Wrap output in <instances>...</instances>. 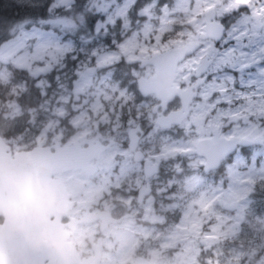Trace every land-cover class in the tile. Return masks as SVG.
Returning <instances> with one entry per match:
<instances>
[{
  "label": "rangeland",
  "instance_id": "1",
  "mask_svg": "<svg viewBox=\"0 0 264 264\" xmlns=\"http://www.w3.org/2000/svg\"><path fill=\"white\" fill-rule=\"evenodd\" d=\"M54 2L68 11L67 15L56 20L54 26L58 27L61 33L81 35L85 40L89 39L84 18L86 12L107 14L108 20L101 22V28L105 23L110 24L116 17L123 20L125 32L129 31L128 26L131 24L129 54L138 57L139 61L168 47L198 41L197 35L202 31L203 10L216 7L217 15H224L238 7L235 0H170L167 8H160L156 6V0H153L143 6V15L136 17L140 20L137 25L134 19L125 15L133 0H126L124 5L116 6L111 12H108V6L114 0H86V6L76 12L71 11L73 0ZM247 10L256 15L264 14V0H251V7ZM244 17L230 23L224 37L225 40L231 38L233 45L229 48L234 49L226 53L223 62L229 64L230 52H236L237 62L233 64L237 67L256 64L251 71L237 77V84L242 82L245 91L234 93L237 103L233 104L232 112L236 123L231 131L236 137L250 136L251 139H261L264 137V131L253 122L256 117H264V65H258L264 52V23L256 30L252 22L244 23ZM40 23V19H22L0 26V33L7 30L12 34L10 44L0 49V57L9 60L18 49H23L15 56L12 67L0 65V85L3 86V94L7 98L0 105V133L8 128H12V133L19 134L21 131L12 141L16 149L32 144L39 145L47 139L71 141L90 137L121 140L122 134L133 123L132 115H139L146 110L145 104H135L130 93L111 79L109 70L103 66L111 64L112 59L103 49L97 56L95 67H90L85 59L89 52L86 45L82 52L76 53L80 59L75 65L71 59L67 61V68L62 61L65 51H71V47L65 49L63 45H58L29 52L24 47L25 41L29 36L39 40L40 32L26 31L25 26L32 24L34 28H38ZM164 36L170 43L154 51L156 45L150 41L159 42ZM211 44L203 42L205 51H197L186 66L194 63L200 55L209 54L207 49ZM42 57H50L45 60L43 71L49 72L53 68L56 71L50 76H41L40 80H35L34 77L40 75L41 69L34 61ZM14 69L26 70V76L30 82L32 80L30 89L32 94H36L33 98L36 106L28 108L16 100L21 94L27 98L28 93L23 82L12 80L11 72ZM135 69L134 73H130L135 78L147 72L143 67ZM56 76L59 79L53 80ZM220 81L232 84L229 79ZM260 103L263 107H260ZM249 113L253 117L250 122L246 120V114ZM24 115H27V118H24ZM240 119L245 121L244 125H241ZM5 132L9 133V130ZM143 142H148V137H145ZM157 144L160 154L166 156H172L184 147L181 141L166 143L162 139ZM188 144L189 141H186V146ZM255 155L264 156V149L255 151ZM116 156L124 157V154L113 146L103 154L101 168L118 162ZM119 159L123 164H127L125 157ZM223 175L224 179L220 178L218 182L196 174H189L183 180L171 178L167 181L170 192L164 197L168 199L169 204L163 205L161 200H156L157 207L167 211L175 207L180 211V218L178 223H171L163 232L155 229L152 235L156 256L175 247L176 252L172 256L171 264H264V215L255 216L252 213L253 209L264 202V161L257 164L255 159L249 162L237 157L225 168ZM70 179L75 185L78 207H86L90 202L96 201L98 193L93 189L89 193L84 191L87 187L85 178L73 174ZM224 200L235 203L237 209L227 214L217 211V202ZM182 223L186 224L185 229L182 228ZM118 230L121 231L111 230L113 243L116 245L117 255L121 260H125L129 257L130 247L135 241L133 236L142 230L128 225ZM182 235L186 236V241H180L183 239ZM198 240H201V243ZM113 243H109V246ZM185 246L187 250L195 248L197 260L196 255L181 252L180 248L184 249Z\"/></svg>",
  "mask_w": 264,
  "mask_h": 264
},
{
  "label": "flooded vegetation",
  "instance_id": "2",
  "mask_svg": "<svg viewBox=\"0 0 264 264\" xmlns=\"http://www.w3.org/2000/svg\"><path fill=\"white\" fill-rule=\"evenodd\" d=\"M208 10L212 14L209 21L222 26L220 37L216 40L221 37L224 39L229 24L244 16V23L252 22L256 30H259L264 23L263 13L256 15L249 13L248 10L242 12L232 10L224 15H217L216 7H209L202 11V31L204 14ZM225 15L229 16L227 26L221 23L222 17ZM216 40L206 38L195 41L199 43L198 48L185 55L177 63L174 71L172 87L180 91L181 94L175 92L164 103L154 94L141 95L137 86L132 87V85H136L137 78H147L152 74L151 65L140 64L147 57L139 61L138 65L127 64L129 66L128 73L123 78V81L127 83L123 88L130 93L135 104H145L146 110L144 109L139 115H132L133 123L122 134L121 140L114 138L92 139L90 137L71 141L47 139L39 145L32 144L16 149L12 141L21 134V131L19 134L12 133V128H8L0 133V141L6 145L11 154L27 151L35 146L48 147L52 152L51 146L55 144L58 147H66L77 142L79 148H85L87 144L82 143L84 140L98 141L103 145L112 141L96 159L88 161V165L95 169L93 174L89 175L80 170H66L50 176V179H57L64 189L66 196L61 202L58 192L54 190L52 184H47L45 188L42 185L39 186V202L35 209L36 214L38 213L35 233L27 232L26 212L31 209L26 208L27 204L23 197H20V192H6L5 195H0V200L3 198V201H0V264H133L134 262L135 264H171L172 256L176 252L175 247L156 256L152 235L155 229L163 232L171 223L179 222V210L175 207L169 211L163 210L156 204V200H161L163 205L169 204L168 199L164 197L166 193L170 192V188L166 185L167 181L171 178L183 180L189 174H196L201 178L205 177L215 182H218L220 178L224 179L225 168L229 165L225 159L227 154L221 159L209 162L203 154L206 146H209L207 151H210L214 145L216 147L213 149L224 150L223 143L227 144L229 140L233 147L245 144L244 141L248 140L250 142L248 145L253 146L255 151L264 149V137L261 139H251L250 136L236 137L231 131L233 124L236 123L232 112L233 104L237 103L234 93L235 91L244 92L245 89L233 90L231 83L220 81L216 84L215 89L220 91V99L228 103L226 106L216 107V111L213 112L215 101L210 99L212 90L207 88L197 90L195 84L186 83L187 71L191 70L193 73L199 71L197 67L201 60L208 61L210 55L204 53L197 57L191 65L186 66V63L194 58L203 42L213 43ZM228 41V47H231L233 41L231 38H228ZM232 49L234 48L232 47ZM230 54L229 64L231 65L237 62V53L230 52ZM244 65L251 66L244 71L249 72L256 64ZM258 65H264V52ZM138 67H143L147 72L135 78L130 73L133 68ZM113 81L121 86L120 81ZM225 88L228 89L227 92L224 91ZM259 105L263 107L261 103ZM177 111L182 116L178 122L171 123L165 128L158 126V123H162V118ZM250 118H253L250 113L246 114V120L250 122ZM239 122L241 125L245 124L244 120L240 119ZM253 124L264 131L261 117H256ZM6 130H9V133H6ZM145 137H148V142H143ZM162 139L166 143L181 141L182 144L184 143V147L172 156L160 154L157 142ZM132 140H134V148H131ZM186 141H189L188 146H186ZM199 144L201 145L200 149H197L196 146ZM113 146L123 152L127 164H123L119 159L124 157L116 156L118 162L112 166L101 168L100 161L103 154ZM195 149L199 152H192ZM73 174H79L85 178L87 183V187L84 189L85 193H89L93 189L99 194L96 201L90 202L86 207L77 206L75 185L70 179ZM262 181L264 182V179ZM69 203L70 206L67 207ZM229 205H234L235 208L229 210L227 207ZM215 208L220 213L227 214L233 213L237 209V205L224 200L217 202ZM256 208L252 210L253 215L263 216L264 202ZM125 225L142 231H138L139 233L133 236L135 241L130 247L129 257L121 260L117 255L111 230L121 231L118 229ZM185 225L182 223L183 229H185ZM35 226L29 228L34 229ZM144 233L145 235H143ZM182 236L183 239L180 241H186V236ZM198 241L201 243V240ZM109 243L113 244L109 246ZM180 250L185 254L196 255L195 259L197 260L195 248L191 247L187 250L185 246ZM161 257L163 259H160Z\"/></svg>",
  "mask_w": 264,
  "mask_h": 264
},
{
  "label": "snow or ice",
  "instance_id": "3",
  "mask_svg": "<svg viewBox=\"0 0 264 264\" xmlns=\"http://www.w3.org/2000/svg\"><path fill=\"white\" fill-rule=\"evenodd\" d=\"M126 0H114L110 2L108 6V12H111L116 6L124 5ZM3 3V0H0V4ZM236 12H242L251 7V0H235ZM169 5V0H158V6L160 8H167ZM76 7L83 8L86 6L85 0H76ZM39 13V19L41 21L38 28H34L32 24L26 25V31H39L40 38L37 40L34 36H29L25 41L24 47L28 49L29 52L34 50H40L42 47L51 48L53 46L63 45L65 49L71 47V51H65L63 61L65 68L68 67L67 61L72 60L73 65L80 57L76 54L77 52H82L85 45L89 49L87 57H85L88 65L90 67L97 66V56L101 49H103L108 55L111 56L112 63L106 64L103 67L109 70V75L113 80L120 81L121 87L127 83L122 81L121 74L115 69L119 68L123 64L128 63H139V58L130 55L129 44L131 42L132 36V25L129 24V31H123L125 25L123 20L120 17H116L111 23H105L104 27L101 28V22L108 20L106 13H96L89 17L88 26H87V35L88 40H85L84 36L61 33L58 27H55L56 20L67 15L66 9L55 4L54 0H44L42 6L35 10ZM132 13L135 15L133 16ZM130 19H134L135 23L139 25L140 20L136 17H141L143 15V5L141 0H133L131 7L128 12L125 13ZM55 17L56 19H52ZM35 20V17H34ZM229 16L225 15L222 17L221 23L224 26L228 25ZM111 33H116L113 36ZM11 37L7 34H0V49L4 48L6 45L10 44ZM126 41H128L126 43ZM150 43L156 45L154 51L159 50L161 47H166L170 42L167 37H161L160 41L155 40L150 41ZM229 41L223 39L222 37L215 42H213L208 50L210 59L206 62L203 68L195 73L191 70H188L185 76L186 83L195 84L197 90L200 88H207L212 90L210 99L215 101V105L212 109L213 112L216 111V107L226 106L228 103L225 100H221V93L219 90L215 89L216 84L220 82L221 79H229L232 82L233 90L244 87L243 83L237 84V77L249 69L250 65H243L237 67L235 64H228L223 62L224 57L228 51H231L228 47ZM147 50L146 48L144 49ZM23 51V49H18L17 52L13 53L8 61L5 63L7 66L12 67V61L15 59L16 55ZM200 51H205L204 46H201ZM50 59V57H42L34 61V63L41 69L40 75L34 77L35 80H40L41 76H50L52 72L56 71L55 68L51 69L49 72H44L43 68L45 67V60ZM20 72L25 73L26 70L19 69ZM133 73L136 71L135 68L132 69ZM76 75H79L77 71ZM53 80H58L59 77H53ZM49 87H51V81L49 82ZM133 88L136 85H132ZM225 92L228 91L227 88L224 89ZM262 127H264V117L261 118ZM237 157L243 158L251 162L255 159L257 164H260L261 161H264V156H256L255 149L253 146L240 144L233 147L231 151L226 155V162L232 163L233 160Z\"/></svg>",
  "mask_w": 264,
  "mask_h": 264
},
{
  "label": "water",
  "instance_id": "4",
  "mask_svg": "<svg viewBox=\"0 0 264 264\" xmlns=\"http://www.w3.org/2000/svg\"><path fill=\"white\" fill-rule=\"evenodd\" d=\"M211 17L212 14L210 10L205 12L203 31L198 35V40L206 38L216 40L220 37L222 26L218 23L209 21ZM198 46L199 43L195 41L184 42L178 46L151 54L141 61V65L147 64L152 66V74L147 78L139 77L135 80L138 92L141 95H146L148 93L154 94L162 103L168 100L175 92L181 94L180 91L172 87L176 65L185 55L196 50ZM6 61L8 60L0 57V65H7L5 63ZM206 62V60H201L197 70H201ZM180 115L178 111L169 114L161 119L162 123H158V126L165 128V126L171 123H176L181 119L182 116ZM132 141L131 148H134V140ZM244 142L246 145L250 144L248 140ZM82 143L87 144L85 148H79V144L75 142L66 147H58L57 144L52 145V152L49 151L48 147L35 146L30 150L18 151L11 154L7 150L6 145L2 144L0 141V195H5L6 192H20V197H23L27 204L26 208L31 209V211L26 212L27 232L35 233V231H37L35 225L37 224L38 213L36 214L35 209L39 202V186L42 185L44 186L43 188H45L47 184H52L54 190L58 192V198L61 202L66 196L64 189L57 179H50V176L66 170H80L89 175L93 174L95 169L88 165V161L90 159H96L112 141H108L104 145L98 141L90 140H84ZM223 145H225L224 150L220 148L213 149L216 147V145H214L210 151H207L209 146H206V150H203L206 160L211 162L221 159L233 148V144L230 140L227 141V144L223 143ZM200 146L199 144L196 148L200 149ZM197 149L192 152H199ZM0 201H3V198H1ZM69 206L70 203L67 207ZM227 207L229 210L235 208L234 205H229ZM33 226H35L34 229L29 228ZM133 264H135V262Z\"/></svg>",
  "mask_w": 264,
  "mask_h": 264
},
{
  "label": "trees",
  "instance_id": "5",
  "mask_svg": "<svg viewBox=\"0 0 264 264\" xmlns=\"http://www.w3.org/2000/svg\"><path fill=\"white\" fill-rule=\"evenodd\" d=\"M151 1L153 0H141V4L144 6L145 4ZM43 3L44 0H3V3L0 4V26L6 25L8 22L15 23L22 19H34V17L35 20L39 19V13L35 10L39 9ZM75 5H76V0H73V3L71 4L72 12H76L77 10L81 9L76 7ZM156 6H158V0H156ZM91 15L93 14L87 12L84 13L86 28L88 26V19ZM0 34H7L9 37L12 36V34L9 33L7 30L2 31ZM128 67L129 66L127 64H123L119 68L115 69L117 72L121 74L122 81L123 78L128 73ZM24 74L25 73H22L19 70L15 71L14 69L11 72V78L13 81L16 80L19 82H23L25 84V86L27 87L26 93H28V97L25 98V95L21 94L19 97L16 98V100L20 102V105L25 104L26 107L31 108L37 105V103L33 101V98L36 96V94L31 93L30 88L32 87L31 84L32 80L30 82L29 78L26 76V74L24 76ZM3 92H4V88L3 86L0 85V105L4 102V100L6 101L7 99L4 96ZM25 117L27 118V115H24V118Z\"/></svg>",
  "mask_w": 264,
  "mask_h": 264
}]
</instances>
